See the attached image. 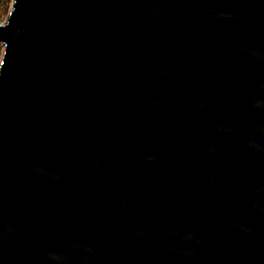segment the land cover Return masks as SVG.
Wrapping results in <instances>:
<instances>
[{
  "label": "water",
  "instance_id": "1",
  "mask_svg": "<svg viewBox=\"0 0 264 264\" xmlns=\"http://www.w3.org/2000/svg\"><path fill=\"white\" fill-rule=\"evenodd\" d=\"M0 42V264H264V0H14Z\"/></svg>",
  "mask_w": 264,
  "mask_h": 264
},
{
  "label": "rangeland",
  "instance_id": "2",
  "mask_svg": "<svg viewBox=\"0 0 264 264\" xmlns=\"http://www.w3.org/2000/svg\"><path fill=\"white\" fill-rule=\"evenodd\" d=\"M14 0H1L0 5V25L4 26L6 25L8 21V17L13 9ZM4 53V45L2 42H0V64L2 62Z\"/></svg>",
  "mask_w": 264,
  "mask_h": 264
},
{
  "label": "trees",
  "instance_id": "3",
  "mask_svg": "<svg viewBox=\"0 0 264 264\" xmlns=\"http://www.w3.org/2000/svg\"><path fill=\"white\" fill-rule=\"evenodd\" d=\"M0 5H1V0H0Z\"/></svg>",
  "mask_w": 264,
  "mask_h": 264
}]
</instances>
